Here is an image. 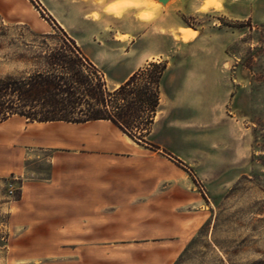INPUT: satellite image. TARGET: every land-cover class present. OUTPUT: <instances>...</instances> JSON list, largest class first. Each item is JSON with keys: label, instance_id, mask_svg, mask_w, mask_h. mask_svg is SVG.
I'll list each match as a JSON object with an SVG mask.
<instances>
[{"label": "rangeland", "instance_id": "rangeland-1", "mask_svg": "<svg viewBox=\"0 0 264 264\" xmlns=\"http://www.w3.org/2000/svg\"><path fill=\"white\" fill-rule=\"evenodd\" d=\"M128 2L113 13L143 11ZM181 19L202 34L161 31L175 45L152 62L166 70L152 124L134 123L145 144L111 122L0 123V264H264V0ZM56 24L73 38L45 0H0V76L46 68L36 58L61 45L34 34ZM97 68L110 91L126 82Z\"/></svg>", "mask_w": 264, "mask_h": 264}, {"label": "trees", "instance_id": "trees-1", "mask_svg": "<svg viewBox=\"0 0 264 264\" xmlns=\"http://www.w3.org/2000/svg\"><path fill=\"white\" fill-rule=\"evenodd\" d=\"M58 34H34L59 48L36 59L44 67L29 76H0V123L19 117L27 122L85 124L105 120L145 144L149 130L134 126L147 112L152 124L160 101L159 82L165 66L151 63L110 91L104 74L58 24ZM59 41V42H58ZM160 71L151 72V68ZM124 101L120 105L118 101ZM138 131V132H137Z\"/></svg>", "mask_w": 264, "mask_h": 264}, {"label": "crops", "instance_id": "crops-1", "mask_svg": "<svg viewBox=\"0 0 264 264\" xmlns=\"http://www.w3.org/2000/svg\"><path fill=\"white\" fill-rule=\"evenodd\" d=\"M117 2H122V0H45L47 10L62 27L72 31L74 40L85 56L96 67L103 68L116 87L127 81L145 65L148 66L158 59L166 60L169 57L175 42L172 40L168 47L157 45V42L166 40V34L161 31L165 30L169 33L168 31L175 28L178 36L181 30L183 37V31L192 28L197 35L189 42H197L201 37V30L191 25H183L181 16L202 12L197 9L202 7L205 0H169L166 4L160 2L162 5L159 10L162 11V16L150 25L141 21L144 19L140 18L146 8H151L150 0H142L143 11L140 9L126 10L121 16L105 11L109 5ZM209 10L214 11V8ZM93 14L98 15L99 18H95ZM72 20H78V25L69 24ZM145 28H148L147 33L154 38V44L148 45L146 49ZM118 35L128 37V39L126 41L118 39ZM99 36L101 43L92 44L91 42H96L95 38L99 39ZM185 46L196 52H200L203 48L198 43ZM149 53L153 55H148ZM58 123L47 124L57 125ZM89 123L92 122L73 125L85 126Z\"/></svg>", "mask_w": 264, "mask_h": 264}, {"label": "clouds", "instance_id": "clouds-1", "mask_svg": "<svg viewBox=\"0 0 264 264\" xmlns=\"http://www.w3.org/2000/svg\"><path fill=\"white\" fill-rule=\"evenodd\" d=\"M129 6H136L139 7V4H135L132 5L128 2V0H122V2H117V3H113L111 5L108 6V8L105 9V11L108 12H116L117 14H119L120 10H122L123 8L129 7ZM222 6V0H205V2L203 3L202 7L197 9V11H203V12H207L210 8H216V9H220ZM151 8L156 9L159 8L158 4H152L150 5ZM95 16V18H99L98 15L93 14ZM141 19L144 20H151L153 19V12L152 11H145L141 14Z\"/></svg>", "mask_w": 264, "mask_h": 264}, {"label": "bare ground", "instance_id": "bare-ground-1", "mask_svg": "<svg viewBox=\"0 0 264 264\" xmlns=\"http://www.w3.org/2000/svg\"><path fill=\"white\" fill-rule=\"evenodd\" d=\"M203 12V11H202ZM197 35L196 31L193 30L192 28H187L183 31V41L184 42H189L191 41L195 36ZM39 126H42L43 124H37Z\"/></svg>", "mask_w": 264, "mask_h": 264}, {"label": "water", "instance_id": "water-1", "mask_svg": "<svg viewBox=\"0 0 264 264\" xmlns=\"http://www.w3.org/2000/svg\"><path fill=\"white\" fill-rule=\"evenodd\" d=\"M169 0H160L161 3L166 4Z\"/></svg>", "mask_w": 264, "mask_h": 264}]
</instances>
